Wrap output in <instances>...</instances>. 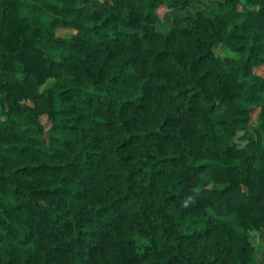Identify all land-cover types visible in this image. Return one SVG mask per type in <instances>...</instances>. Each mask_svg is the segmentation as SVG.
<instances>
[{
	"label": "trees",
	"instance_id": "obj_1",
	"mask_svg": "<svg viewBox=\"0 0 264 264\" xmlns=\"http://www.w3.org/2000/svg\"><path fill=\"white\" fill-rule=\"evenodd\" d=\"M99 1L0 0V264H258L264 0Z\"/></svg>",
	"mask_w": 264,
	"mask_h": 264
},
{
	"label": "rangeland",
	"instance_id": "obj_2",
	"mask_svg": "<svg viewBox=\"0 0 264 264\" xmlns=\"http://www.w3.org/2000/svg\"><path fill=\"white\" fill-rule=\"evenodd\" d=\"M222 0H196L190 5L187 6H177L171 7L169 5H161L157 9L158 13V22L157 29L160 31H168L171 27L174 26H186L191 23L193 19L197 17L199 11L204 12L207 15H215L217 12L216 3ZM107 5L104 0H100L97 4H86L85 9L88 13H92L97 9L105 8ZM242 20L243 18H238ZM131 32L140 33L139 30L128 29ZM75 33V30L68 29L63 31V37H70ZM215 53L221 58L226 59L228 57H235L236 54L228 50L225 46L219 45L215 48ZM254 73L264 77V64L254 67ZM262 106L253 105V110L250 115V120L248 123V130L253 136V140L256 139L254 133V127L259 124V115L261 112ZM42 121L46 123V117H42ZM247 131H239L236 143L238 147H244L249 140L245 137ZM249 237L251 242L259 249L257 253L258 264H264V229L258 230L254 229L249 232ZM147 242L148 240H144Z\"/></svg>",
	"mask_w": 264,
	"mask_h": 264
},
{
	"label": "crops",
	"instance_id": "obj_3",
	"mask_svg": "<svg viewBox=\"0 0 264 264\" xmlns=\"http://www.w3.org/2000/svg\"><path fill=\"white\" fill-rule=\"evenodd\" d=\"M67 30H68V28L59 27V28H57L56 32H57V35L63 36L62 32L67 31ZM50 82H51V80H50ZM27 103H30V102H27Z\"/></svg>",
	"mask_w": 264,
	"mask_h": 264
}]
</instances>
